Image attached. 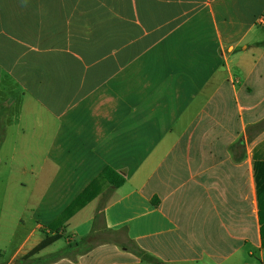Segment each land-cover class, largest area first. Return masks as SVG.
I'll return each instance as SVG.
<instances>
[{
	"label": "crops",
	"instance_id": "1",
	"mask_svg": "<svg viewBox=\"0 0 264 264\" xmlns=\"http://www.w3.org/2000/svg\"><path fill=\"white\" fill-rule=\"evenodd\" d=\"M1 102L0 264H264V0H0Z\"/></svg>",
	"mask_w": 264,
	"mask_h": 264
},
{
	"label": "trees",
	"instance_id": "2",
	"mask_svg": "<svg viewBox=\"0 0 264 264\" xmlns=\"http://www.w3.org/2000/svg\"><path fill=\"white\" fill-rule=\"evenodd\" d=\"M3 109H8V103L7 102H4V103L1 102L0 103V115L3 111ZM4 134H5V125L0 121V143L4 137ZM261 147H264V141H262L257 146V148H261ZM255 169H256V180H257V184H258V193H259L260 202H261L262 182H264V156L258 157L256 155V157H255ZM99 179L105 180L108 183L107 190L109 189V191H112L114 188H116L121 183H123L125 176L122 175L119 171H117L113 168L107 167V168H104L102 170V172L96 178V180H99ZM86 191H87V189L84 191V193ZM82 203L83 202H79V197H78V199L74 200L64 210V212L61 214L60 218L66 219L67 217H69L73 213L74 209L81 206ZM103 207H104V204L100 203L97 205L95 215H94V222H95V219L97 220V218H99V216L102 214ZM60 237H61V235L58 234L57 232L50 234V235L46 234L41 239V241L30 252L25 254L23 257L16 259L15 261L23 262L24 260H29L32 255L38 253L41 249H43L46 246L57 241L58 239H60ZM261 238H262V244H263L264 243V221L262 219H261ZM123 246L128 248V249H131L135 253L141 255L143 257V259L152 261L150 256H148L147 254H144V253L142 254L140 250H137L133 247H130L129 244H123ZM30 264H37V262L30 263Z\"/></svg>",
	"mask_w": 264,
	"mask_h": 264
},
{
	"label": "rangeland",
	"instance_id": "3",
	"mask_svg": "<svg viewBox=\"0 0 264 264\" xmlns=\"http://www.w3.org/2000/svg\"><path fill=\"white\" fill-rule=\"evenodd\" d=\"M57 241H58V240H57ZM57 241H55L56 243L53 242L54 244H52L51 247L49 248L50 251L58 252L59 249H60V247L63 246V245H61V244H63L62 242H57ZM48 246H49V245H48ZM36 254H37V253H36ZM34 255H35V254H34ZM34 255H32V256H34ZM32 256H31V257H32ZM34 257H35V256H34ZM30 259H31V258H30ZM30 259H29V260H30ZM37 260H39V258H36V257H35L34 262H35V261L38 262Z\"/></svg>",
	"mask_w": 264,
	"mask_h": 264
}]
</instances>
